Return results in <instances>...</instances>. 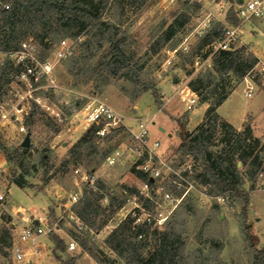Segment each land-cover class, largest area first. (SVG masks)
I'll return each mask as SVG.
<instances>
[{
	"label": "rangeland",
	"instance_id": "374dc122",
	"mask_svg": "<svg viewBox=\"0 0 264 264\" xmlns=\"http://www.w3.org/2000/svg\"><path fill=\"white\" fill-rule=\"evenodd\" d=\"M94 1L97 2V0ZM206 1L209 4L200 0L199 8L187 10L189 20L173 38L180 40L178 45L186 40L189 51H193L192 56H185L188 52L180 48L168 71L161 73L160 77L157 71L163 59L161 53L163 47L155 54L151 52L153 32L158 24L161 22L167 24L181 11L182 2L168 4L163 0H137L136 5H133L128 0L107 1L106 6L100 10L101 17L116 25V39L120 40V46L130 57V71H135L137 74L135 79L138 84L123 75L127 69L107 70L101 65L107 59L109 47L104 39L98 40L97 36L91 34L88 36L80 34L77 38L69 37L73 41V54L56 64L54 78L59 88L56 91L49 90L45 94L52 111L44 108L36 109L32 118L28 149L16 160L14 150L16 144H9L14 138V130L6 128L4 134L0 136V141L13 152L12 157L6 159L0 151V163H6V168L0 173V188H4L3 184L8 187L6 200L0 201V229L4 226L12 233L9 221L14 220L17 222L19 231L26 224L22 223L24 219L22 217H29V220H33L35 217L42 216L45 217L43 221L48 228L52 226L54 233L59 235L66 244L70 239L77 241V237H82L84 234L88 236V246L91 253L97 256V260L89 252H83L79 246L75 250L66 251L69 254L79 255L81 264H125L104 243V239L120 222L118 213L125 212L130 205L122 210L121 207L118 208L100 229L88 230L86 226L78 228L67 217L63 204L67 202L69 192L82 189L85 183L74 174L75 168L89 173L91 167H94L89 174H93L104 182V188L101 191L108 198L111 194L115 195L116 200H123L124 204L127 203L134 190L123 188V185L134 187L137 190L141 179L132 172L133 165L127 155L120 157L113 166L106 167L103 161L97 162L99 154H91L89 159H84L82 163L71 164L66 171L60 170V161L65 157L68 148L92 126L84 121L82 113L77 115L74 113L86 103L97 99L121 113L127 125L134 126L135 118L147 117L151 136L161 141L160 151H162L165 163L173 167L181 157L178 149L176 119L180 121L187 119L186 128L193 130L202 119L205 110L199 100L192 109H186L185 100H182V95L186 92L185 86H188V83L197 76L208 73L212 59L216 55V53L210 55L205 49H196L199 37L205 32L202 29V21L207 14L213 12L214 16L210 15L211 25L216 21L224 23L228 9L231 8L234 11L237 2L236 0ZM216 3L222 7V11ZM262 22L263 19H252L245 22L242 26L243 36L241 37V41L253 53L249 44H252L261 56L264 54V23H259ZM43 35L44 31L38 26H33L23 36V39L32 38L41 45ZM45 39L51 41L52 44L58 41L52 36H44ZM85 39L86 42L82 43ZM243 43L239 42L237 45ZM198 51H200L202 61L205 62L196 67L194 55ZM73 59L75 62H72ZM258 61L260 63L256 64L247 76L248 79H243L240 83H236L235 78L230 74L221 78L220 87L227 92L234 90L217 107V113L234 126L249 125L254 136L259 138L261 144L264 145V75L260 73L264 55ZM70 67H75V71H78L77 75L69 72ZM113 71L116 72L113 73ZM139 82L155 86L163 102L164 111L159 109L149 91L134 97L139 89ZM248 82L253 86L252 95L249 97L244 95ZM180 89H183L181 94ZM154 114L155 116L152 117ZM118 128V131L114 133L113 130L117 128L107 127V134L110 135L108 141L100 137L95 138L99 152L111 151L121 142L127 141L129 138L127 129ZM220 138L219 130L213 132L210 140V149L213 152L222 150L223 145ZM42 155L47 157L46 165L41 161ZM240 165L237 162V166L241 168ZM177 168L188 181L186 185L189 191L164 222L146 225L147 230L142 238L145 243L142 254L147 257L154 251L153 231L156 228L158 232H166L168 237L181 235L182 256L186 264H250L252 251L240 226L241 204L227 198L222 200L221 195L214 189L200 185L197 181L200 167L198 162L190 156H185ZM20 173L25 175L30 186L19 188L11 182L8 183L11 175ZM162 184L174 192L167 180L164 179ZM243 187L249 190L247 182ZM252 187L253 189L249 190L250 197L245 221L251 224L252 231L258 236V247H260L264 246V173L258 174ZM106 204L105 202L102 206ZM142 206L150 208L145 202H142ZM50 211H53V216L49 215ZM150 212H152L151 208ZM144 217L142 211V219ZM39 244L43 250H47L48 247L50 249L40 255L43 264H59L48 254L52 255L53 248L49 232L41 236ZM2 250L7 255L0 254V264H25V260L21 262L12 260L10 246L6 247L2 244ZM35 264L39 263L35 262Z\"/></svg>",
	"mask_w": 264,
	"mask_h": 264
},
{
	"label": "trees",
	"instance_id": "16d2710c",
	"mask_svg": "<svg viewBox=\"0 0 264 264\" xmlns=\"http://www.w3.org/2000/svg\"><path fill=\"white\" fill-rule=\"evenodd\" d=\"M108 0H0V51H6L16 47L23 36L33 26H38L44 35L41 37V45L44 46V52L51 45L44 42V36H52L58 41L63 38H77L80 34L97 36L98 40L108 42L107 59L102 62V66L107 70H117L125 68L127 71L123 75L130 81L138 84L135 77V71H130V57L120 46V40L116 39V25L112 22L102 19L100 10H102ZM120 1V0H119ZM136 5L137 0H128ZM181 11L175 15L167 24L161 22L155 27L153 32L154 40L150 45L152 53H156L164 46L175 47L179 39H173L188 22L189 8H199L200 3L193 1L182 2ZM225 20L232 24H237L238 19L232 9H228ZM223 23L216 21L206 32L198 39L197 50H203L205 47L216 40L222 33ZM25 39V38H24ZM49 41V40H48ZM86 39L82 41L85 43ZM51 43V41H50ZM167 44V45H166ZM207 51V50H205ZM193 51H189L185 56L191 57ZM258 57L249 49L246 44L237 45L232 50H219L212 59L211 69L208 73L197 76L188 83L191 91L197 94L201 102L207 103L201 122L191 131L186 128L188 120L180 121L178 124L177 137L179 139L178 149L181 157L173 166L177 167L185 156H190L198 162L200 171L197 173V181L207 187L214 189L223 198L236 201L241 204L240 226L243 236L252 251V261L250 264H264V246L258 247L259 238L252 231L250 223H246L248 203L250 193L253 189L258 174L264 173V145L259 138L254 136L249 125L242 124V129H236L231 123L220 117L217 113V107L227 98L230 92L219 86L221 78L227 74L232 75L236 83L241 82L247 77L256 64ZM72 62H75L74 59ZM11 64L6 63L0 67V86L9 81V76L15 72ZM75 67H70L69 72L77 75ZM130 71V72H129ZM116 71H113L115 73ZM134 77V78H133ZM139 89L134 95L149 91L159 109H163V102L157 94L153 84L139 82ZM37 107L34 105L32 118L36 113ZM33 119L27 121L31 130ZM98 127L92 125L82 134L67 150L65 157L60 161L59 169L66 171L71 164H80L84 159H89L91 154H99L97 162L104 160L110 150L99 152L95 138L99 137L95 131ZM119 128L114 129L117 132ZM219 130L221 134L220 142L223 145L222 150L213 152L210 149L211 136L213 132ZM109 140L110 135L104 137ZM28 149L24 146L15 147V156L18 160ZM0 151L4 157H12V149L0 141ZM43 164L48 160L45 155L41 156ZM240 162V167L237 166ZM94 170L91 167L89 173ZM132 172L140 179L145 180L146 175L136 170L134 165ZM10 182L19 188L30 186L25 175H11ZM247 182L249 190L243 185ZM98 190H93L88 183H84L82 195L73 206L74 213L79 217L88 230H98L106 224L112 214L123 205L122 201H117L115 195H110L108 203L102 206L98 200L102 196L100 192L104 188V182L101 179L95 181ZM123 188L130 191H137L134 187ZM143 198V197H142ZM145 204H149L147 200ZM53 216V211H50ZM99 220L97 221V218ZM2 218V217H1ZM3 220V218H2ZM9 221V220H8ZM147 224H133V218L127 216L121 220L105 237L104 243L114 251L125 264H186L182 256V239L180 234L168 237L166 232H158L154 228L155 249L149 256L142 254L145 246L143 234L147 230ZM150 226V225H149ZM146 227V228H145ZM142 232V237L138 238L137 233ZM159 235V238L158 235ZM175 232L173 231V234ZM49 237L53 244L52 256L59 264H81L80 256L67 253V244L52 230L50 226ZM78 246L83 252H89L94 259L97 256L91 253L88 246V236L77 237ZM2 244L6 247L11 246V232L6 227L0 229V254L6 256L7 253L2 250Z\"/></svg>",
	"mask_w": 264,
	"mask_h": 264
},
{
	"label": "built area",
	"instance_id": "2783aa9c",
	"mask_svg": "<svg viewBox=\"0 0 264 264\" xmlns=\"http://www.w3.org/2000/svg\"><path fill=\"white\" fill-rule=\"evenodd\" d=\"M163 1L168 4L183 1H188L189 3L193 1L200 2V0ZM219 10L222 11V7H219ZM233 12L238 19V23L232 24L224 20L221 35L205 47V50L209 51L210 55L219 50H232L237 46L241 29L245 22L264 17V0L237 1ZM210 15L213 14H207L202 21V29L205 32L211 26ZM44 42L47 45H51L45 52L44 46L38 44L32 38H25L16 47L0 51V67L9 63L14 68H17L15 72L10 74L9 81L0 86V136L4 134L6 128H12L14 130V138L9 144L22 146L21 143L28 131H30L31 136L27 121L32 119L34 105L37 108L52 111L45 94L49 90L56 91L59 88L54 78L56 64L73 54V41L69 38L60 39L55 44L50 43L47 39ZM180 48L185 52H189V45L186 40L175 47L164 46L161 49L163 59L157 71L158 77L161 76V73L168 71ZM199 52L194 55V65L196 67L199 64L203 65L205 62L202 61ZM260 73L264 75V63L260 65ZM185 89L186 92L182 95V100H185L186 109H191L197 100V95L188 86H185ZM252 91L253 86L248 82L244 95L249 97L252 95ZM179 92L181 94L183 89H180ZM79 113L83 114L85 122L98 127L95 133L99 137L107 134V127H125L129 133L127 141L121 142L105 156L103 160L104 166L111 167L116 164L120 157L127 155L135 169L146 175L145 180H140L137 191L130 194L127 203H123L121 206L122 210L130 205L125 212L118 213L119 220L121 221L130 216L133 218V224L146 223L147 225H156V223L164 222L189 191L186 185L188 181L177 167H172L165 163L162 151H160L162 148L161 141L151 136L147 117L135 118L134 126L127 125L124 121L125 117L121 113L97 99L86 103L80 110H76L74 114L77 115ZM154 116L155 114L152 115V117ZM4 168H6V163H0V173H2V170L4 171ZM73 171L82 182L88 183L93 190H98L95 185V181L98 178L93 174L90 175L87 171H81L79 168H75ZM164 179L172 186L174 192L162 184ZM8 183H10V179ZM3 185L4 188H0L1 202L6 200L8 193L7 185ZM100 192L102 196L98 202L101 205L105 202L108 203L107 195L102 191ZM81 195L82 189L71 191L67 195V202L63 204L65 211H67V217L78 228H82L85 225L74 213L72 207ZM220 198L224 199L222 196ZM145 200L149 202L148 205L152 212H150V208L142 206V202L144 203ZM142 211L144 212V219H142ZM44 219L45 217L42 216L35 217L33 220L28 219V222L19 231L12 228L10 251L13 261L21 262L25 260V264H28L29 261L26 259L28 252V254L31 253L35 256L39 263L43 262L39 258L41 249L40 238L50 230L44 223ZM137 237L141 238L142 232H138ZM77 247V241L70 239L67 242L68 251L75 250Z\"/></svg>",
	"mask_w": 264,
	"mask_h": 264
},
{
	"label": "crops",
	"instance_id": "0c3cea01",
	"mask_svg": "<svg viewBox=\"0 0 264 264\" xmlns=\"http://www.w3.org/2000/svg\"><path fill=\"white\" fill-rule=\"evenodd\" d=\"M236 1H240V0H236ZM204 2H207V4H209V2L206 1V0H204ZM218 4H219V3H216L217 6H219ZM219 7H220V6H219ZM212 14H214V13L212 12ZM220 14H222V12H220ZM257 19H263V22H262V23H259V24H263V23H264V17H262V18H257ZM242 36H243V29H241L240 39H239L238 43H239V42L243 43V42L241 41V37H242ZM243 44H244V43H243ZM249 45L251 46L250 48H252V50L254 51V54L258 57V59L261 58V57L264 55V54H263V55L261 56V55L258 53V51L256 50V48L253 47L252 44H249ZM258 62H260V61H258ZM244 79H248V78L245 77ZM239 83H240V82H239ZM233 90H234V89H233ZM233 90H232V91H233ZM232 91H231V92H232ZM231 92H230V94H231ZM230 94H229V95H230ZM229 95H228V96H229ZM228 96H227V97H228ZM166 100H167V99H166ZM198 100H199V99H198V96H197V100H196V102H197ZM196 102H195V103H196ZM222 102H223V101H222ZM199 103L202 104V105H204V107H205V109H206V107H207V103L201 102L200 100H199ZM193 106H194V105H193ZM193 106H192V108H193ZM192 108H191V109H192ZM204 111H205V110H204ZM219 116H220V115H219ZM220 117H221V116H220ZM222 118H223V117H222ZM201 120H202V119H201ZM201 120H200V122H201ZM200 122H199V123H200ZM199 123H198V124H199ZM198 124H197V125H198ZM233 126H234V125H233ZM195 127H196V126H195ZM195 127H194V128H195ZM234 127H235L236 129H240V128L242 127V125H241V127H239V126H234ZM188 130L191 131L192 129H188ZM75 140H76V139H75ZM22 218H24V219H22L23 221L21 220L22 223H27V222H28L27 220L29 219V217H22ZM24 220H25V221H24ZM9 222L11 223V227H12V228H15L16 230H18L19 227L16 225V224H17L16 221H14V220L11 221V220H10ZM42 236H43V235H42ZM48 250H50L49 247L47 248V250L40 249V252H39V258H40V255H41L42 252H44V251L47 252ZM27 253H28V252H27ZM48 254L54 259V257H53L50 253H48ZM26 256H27L26 259L29 261L28 264H35V262H38V263H39V261H38L37 259H35V256H33L31 253L26 254ZM40 260H41V259H40ZM41 261H42V260H41ZM56 261H57V260H56ZM57 262H58V261H57ZM58 263H59V262H58ZM39 264H43V262H42V263H39Z\"/></svg>",
	"mask_w": 264,
	"mask_h": 264
},
{
	"label": "water",
	"instance_id": "95a60500",
	"mask_svg": "<svg viewBox=\"0 0 264 264\" xmlns=\"http://www.w3.org/2000/svg\"><path fill=\"white\" fill-rule=\"evenodd\" d=\"M30 143V131H28V133L25 135L21 145L24 146V147H27ZM238 164H240V162H238ZM10 264V263H8Z\"/></svg>",
	"mask_w": 264,
	"mask_h": 264
}]
</instances>
